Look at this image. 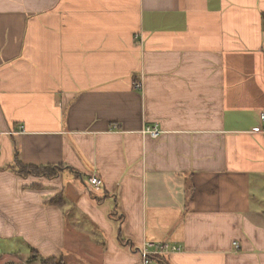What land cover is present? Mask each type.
<instances>
[{"label": "crops", "instance_id": "0c3cea01", "mask_svg": "<svg viewBox=\"0 0 264 264\" xmlns=\"http://www.w3.org/2000/svg\"><path fill=\"white\" fill-rule=\"evenodd\" d=\"M262 112L264 0H0V255L264 264Z\"/></svg>", "mask_w": 264, "mask_h": 264}, {"label": "built area", "instance_id": "2783aa9c", "mask_svg": "<svg viewBox=\"0 0 264 264\" xmlns=\"http://www.w3.org/2000/svg\"><path fill=\"white\" fill-rule=\"evenodd\" d=\"M138 88L141 87V84L138 83L136 85ZM261 132L264 133V112L260 113L259 116ZM144 134L149 135L151 138L156 139L159 137L161 132L157 128V126L152 129H145L143 131ZM101 186V180L98 176L92 175L87 180V190L89 191H98ZM237 248L238 244H234ZM179 251L178 248L170 246L169 244H155V243H145L142 248L138 249V254L141 259V264H149L150 260L158 255H166L169 252Z\"/></svg>", "mask_w": 264, "mask_h": 264}, {"label": "trees", "instance_id": "16d2710c", "mask_svg": "<svg viewBox=\"0 0 264 264\" xmlns=\"http://www.w3.org/2000/svg\"><path fill=\"white\" fill-rule=\"evenodd\" d=\"M14 169H16L17 173L22 176H39V177H47L49 179L55 178L63 167L59 166H31V165H23L19 161H16L14 164ZM53 205L63 206L64 202L62 201L61 196L55 197L50 201ZM28 263L38 262V264H65L62 257L60 258H51V259H41L36 252L33 251V255L29 256L27 259Z\"/></svg>", "mask_w": 264, "mask_h": 264}, {"label": "rangeland", "instance_id": "374dc122", "mask_svg": "<svg viewBox=\"0 0 264 264\" xmlns=\"http://www.w3.org/2000/svg\"><path fill=\"white\" fill-rule=\"evenodd\" d=\"M29 258V255L27 254H21L17 257H4L0 255V264H38V262L34 263H28L27 259Z\"/></svg>", "mask_w": 264, "mask_h": 264}]
</instances>
